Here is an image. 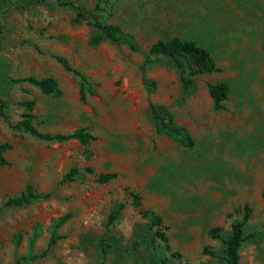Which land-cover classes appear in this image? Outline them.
<instances>
[{
    "label": "rangeland",
    "instance_id": "374dc122",
    "mask_svg": "<svg viewBox=\"0 0 264 264\" xmlns=\"http://www.w3.org/2000/svg\"><path fill=\"white\" fill-rule=\"evenodd\" d=\"M77 3L89 18L132 36L139 49L107 39L93 44L100 33L75 22ZM95 5L0 0V99L6 104L0 144L10 146L7 165L0 166V264H226L224 242L245 205L251 212L239 262L264 264V0H111L99 12ZM172 38L206 49L218 70L198 75L184 90L168 59L149 56L153 43ZM55 56L86 77L84 102L79 78ZM142 66L155 82L151 94L142 86ZM26 76L54 78L57 92L11 82ZM218 82L228 84L229 94L216 110L208 84ZM28 101L39 131L87 128L96 140L48 143L15 130ZM150 102L170 110L192 147L157 133ZM72 168L78 175L62 182ZM105 173L116 177L97 183ZM27 185L37 199L3 207ZM129 191L162 218L169 250L153 243V229ZM119 203L125 207L108 227ZM65 214L70 218L57 224ZM213 227L221 228L217 239L208 236ZM51 239L46 255L34 258Z\"/></svg>",
    "mask_w": 264,
    "mask_h": 264
},
{
    "label": "trees",
    "instance_id": "16d2710c",
    "mask_svg": "<svg viewBox=\"0 0 264 264\" xmlns=\"http://www.w3.org/2000/svg\"><path fill=\"white\" fill-rule=\"evenodd\" d=\"M81 1V0H77ZM111 0H96L95 11L99 12L110 4ZM76 10L75 22H85L92 26L100 34L92 37L91 42L93 44L98 43L102 39H107L112 43H122L126 45L130 50L137 51L138 45L134 41L133 37L128 34H123L121 29L116 25L103 24L99 19H91L88 16L86 10L80 4H72ZM162 56L168 59L172 65L179 71L180 81L184 90H189L193 87L195 78L203 73H211L217 71L209 52L201 46H198L193 41L181 40L179 38H172L168 41L159 40L153 43L149 48V56ZM55 60L62 67L65 72L72 73L80 80V99L85 101L83 94L84 85L86 83V77L79 71L73 69L68 61L61 57L55 56ZM12 83H27L34 87H37L43 94H54L57 92V83L54 78H36L34 76H26L23 78L12 79ZM141 82L144 90L147 94H151L155 89V82L146 76L145 66L141 67ZM208 93L213 101L214 109L221 108V103L227 99L229 94V86L226 82L209 83ZM24 113L22 119L14 124L12 127L15 130L26 132L39 140L48 143H64L67 141H77L81 145H89L96 140L87 128H77L68 134H49L39 131L32 124V109L34 103L28 101L22 104ZM6 108L4 101L0 99V114H3V110ZM150 114L155 121L157 133H164L170 137L177 138L185 147H192L193 140L184 127L178 126L174 122L173 114L170 110L161 104L154 102L149 103ZM10 146L6 143L0 144V166H6L7 162L4 158V152L8 150ZM89 156V154H87ZM87 173H93V169L86 167L84 169ZM79 169L72 168L67 174L62 177V182H71L78 175ZM116 177L115 173L99 174L96 177V182L99 184H105L113 180ZM132 199V206L137 209L138 214L148 220L150 227L153 229L152 241H160L165 250H169L168 240L165 234V228L163 227L162 218L156 213L145 210L142 207L140 197L138 194L131 191L128 192ZM37 195L30 185L25 187V190L12 198L7 199L3 203V207H22L29 204L32 200L37 199ZM125 204L119 203L117 207L112 210L107 218V226L113 224L118 218ZM239 213L238 209L233 211ZM243 217L241 220L234 221L230 225V233L224 242V260L226 264H240L239 262V248L245 241L244 227L250 216L251 209L245 205L242 207ZM231 216V213L227 215V218ZM70 218V214H65L57 220V224H63ZM221 228L213 227L208 231V236L211 239L219 238ZM55 239H51L47 245V249L40 255L34 256V258L44 257L49 248L54 244ZM203 254H212L207 249L203 250ZM173 257H179L177 253H172Z\"/></svg>",
    "mask_w": 264,
    "mask_h": 264
}]
</instances>
